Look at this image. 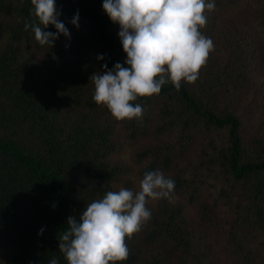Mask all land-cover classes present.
Instances as JSON below:
<instances>
[{
  "label": "trees",
  "instance_id": "obj_1",
  "mask_svg": "<svg viewBox=\"0 0 264 264\" xmlns=\"http://www.w3.org/2000/svg\"><path fill=\"white\" fill-rule=\"evenodd\" d=\"M102 4L56 0L71 39L51 47L25 30L36 19L31 0H0V264H67L58 237L68 217L124 176L139 191L133 175L157 169L174 191L147 198L151 218L125 238L129 255L117 264H218L201 227L221 236L229 264H264V0H215L200 29L214 50L196 82L138 97L142 117L122 121L93 100L90 77L127 58ZM117 128L133 143L156 138L134 167L114 161Z\"/></svg>",
  "mask_w": 264,
  "mask_h": 264
},
{
  "label": "clouds",
  "instance_id": "obj_2",
  "mask_svg": "<svg viewBox=\"0 0 264 264\" xmlns=\"http://www.w3.org/2000/svg\"><path fill=\"white\" fill-rule=\"evenodd\" d=\"M35 20L25 23L39 45L53 46L60 35L71 39L69 29L60 20L56 0H31ZM215 0H103L102 7L118 33L126 60L94 73L93 100L105 105L112 116L122 121L140 118L143 108L131 103L138 97L158 95L171 82L177 90L181 82L195 83L210 52L211 38L201 34L207 23L206 10L215 9ZM79 11L71 23L79 28ZM42 25V26H41ZM53 25L56 32L45 31ZM98 59L103 60L101 55ZM175 181L162 171H148L140 181V190L127 188L108 191L103 198L87 204L79 218L69 216L68 228L58 237L59 252L67 264H117L128 258L125 238H131L151 218L147 198H170ZM44 229L40 230L42 235ZM48 264H59L56 257Z\"/></svg>",
  "mask_w": 264,
  "mask_h": 264
},
{
  "label": "rangeland",
  "instance_id": "obj_3",
  "mask_svg": "<svg viewBox=\"0 0 264 264\" xmlns=\"http://www.w3.org/2000/svg\"><path fill=\"white\" fill-rule=\"evenodd\" d=\"M116 144H117V155L114 157V161H119L123 166H129V167H134L133 161H134V155L137 151L144 147H148L154 143H156V138L154 136L149 137L146 141H139L133 143L130 139H127V133L124 131L122 128H117L116 130ZM198 142L195 144L197 145ZM201 145H197L193 147L189 154L190 156L194 157L196 154L194 151L199 150ZM129 177V176H128ZM135 178L134 183L136 185V188H140V181L141 179L139 178L138 173H135L133 175ZM124 180H129V178L126 179L124 176ZM126 181H122L121 185H117L116 187L118 190L120 188H124L123 184ZM157 199L153 200L152 202L155 203ZM176 201V200H173ZM190 211V210H189ZM191 213V211H190ZM195 215V213H192V217ZM221 221L224 224V226L228 227L227 223L229 222V217L223 213L221 215ZM200 236L202 238V246L206 247L209 243L212 244V248L214 249V253L216 254V259L218 264H229L227 260V254L224 252L225 247H223V243L220 241L221 236L217 235L214 231L212 230H205L202 227L199 229ZM214 259V258H213Z\"/></svg>",
  "mask_w": 264,
  "mask_h": 264
}]
</instances>
